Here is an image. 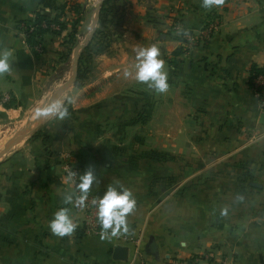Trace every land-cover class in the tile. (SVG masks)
<instances>
[{
	"label": "crops",
	"instance_id": "crops-1",
	"mask_svg": "<svg viewBox=\"0 0 264 264\" xmlns=\"http://www.w3.org/2000/svg\"><path fill=\"white\" fill-rule=\"evenodd\" d=\"M111 6L120 16L98 55L104 90L77 117V134L73 126L68 138L64 119L50 116L36 137L0 162V264H131L135 240L141 257L154 264H264V114L248 81L251 66L264 69V0H220L208 9L201 0H113ZM38 10L55 13L38 0H0V51L11 53L9 72L0 74V91L11 101L0 102L3 122L41 97L64 39V32L46 33L40 50L25 41L17 26L32 22ZM69 18L60 20L68 26ZM213 18L218 29L196 35ZM153 44L168 74L165 93L134 78L136 52ZM178 48L185 51L175 54ZM129 118L138 129L130 139L137 141L108 146L101 124L118 123L122 140L134 127H123ZM143 149L165 158L129 166L114 156ZM71 162L78 184L94 169L88 192L118 181L133 193L136 207L116 235L102 239L101 226L84 234L80 215L63 203L62 193L74 192ZM60 207L69 208L77 225L63 237L48 227ZM116 244L127 247L126 260L112 258Z\"/></svg>",
	"mask_w": 264,
	"mask_h": 264
},
{
	"label": "rangeland",
	"instance_id": "rangeland-1",
	"mask_svg": "<svg viewBox=\"0 0 264 264\" xmlns=\"http://www.w3.org/2000/svg\"><path fill=\"white\" fill-rule=\"evenodd\" d=\"M108 1L109 2L106 4L104 11L100 15V19H101L100 22H99V11H98L97 16H96V24H95L94 31H93V34L96 31V39L94 41L101 42V44L108 42L109 38L111 37V32H112L111 27L113 23L117 21V19L120 16L118 13L119 11L115 10V8L111 6V2L113 0H108ZM96 2L97 0L96 1L95 0H66L64 2L65 4L64 8L66 11L65 16L68 15L70 17L69 18L70 25L68 26L64 25L63 28L59 27L58 29L50 30V33L53 34L54 36H56L57 34H61V32H64L63 34L64 39H62V41L59 43V52H58V55L56 56L55 62L53 61L51 65H49V69L47 70V73H48L47 77H45L42 81L43 82V94L31 106L26 108L24 112L21 113L19 116H14L15 117L14 119L8 120L6 122L0 121V153L9 149L7 154L0 158V162H3V160H5L10 154H12L14 151L19 149L23 145V143L34 132L38 130L40 125L35 126V124L32 123L33 125L32 124L30 125L32 127L30 128V130L27 131V133H25L22 137L20 136L21 133L17 134V137L14 140L12 139L10 140L8 138L5 139V136L7 137L11 133V129L16 127V124L18 123L19 120H21L24 113L32 106H35L38 102H39V106L35 114H36L37 119L42 118L43 116L41 115V113L47 106V98L58 88V86L62 84L61 81L67 78V74L69 73V71L71 75L74 49L77 45L82 44L85 41V39L87 38V35L89 34L91 30V20L95 18L94 8L96 4L98 3ZM71 44H72V47L70 49ZM108 46H109V43H108ZM83 48H80L78 51L76 68L78 66L79 55L83 52ZM36 49L39 50L37 46H36ZM100 54L92 53L90 58L87 59L86 57V59L83 62V65L85 66L84 68L85 76L82 75L80 79L82 82L81 85L77 87V86H74V82H71L67 88L68 90L67 89L65 90V93L63 94L62 99L60 101L61 103L67 104L68 111L70 113V115L64 119L65 131L68 134L67 135L68 138H70L71 133L74 132L73 126L76 128L75 133L77 134V130H78L76 127L78 125L77 117L85 116L87 114L85 111L88 109L87 106L90 101L89 99L93 100L96 95H101L103 93L105 82H104V79L99 77V69H98V61H99L98 55ZM76 76H77V73H76ZM88 84H90V87H86ZM89 88H90V91H89ZM92 89L94 90V92L92 91ZM69 99L71 101L70 103H68ZM42 102H44V105L41 106ZM80 110H83V112H79ZM49 117L50 116L43 117L41 122H43L45 119ZM131 120L132 118H129L128 124L127 123L122 124L123 127H126V125L134 126L133 128L126 129L127 134L125 135L126 136L129 135V136L122 138V140L116 139V137L119 136L117 133V129H116L118 123L115 124V123H112L111 121H108L106 123L101 124V127L103 126L104 127L103 129H99V130L102 133L106 132L108 134L107 139L105 138L108 146L114 147L116 141L118 142L127 141L130 139V136L134 135L133 132L138 131L137 127H135L137 123L132 124L130 122ZM122 134L123 132L120 134L121 137L123 136ZM136 141H137V138L135 137V139L131 138L128 144L125 142L124 143L130 146L129 145L130 143L134 145ZM138 142H140V140ZM118 146H122V145H118ZM115 152H117L116 149H115ZM114 156L117 157L118 159L123 157L124 160L122 162H125V164L129 166H132V165L134 166V164L137 166H141L145 159L152 157V156L155 157V151L151 152V151H147L146 149H143L142 152H138V151L133 152V153L119 152L117 153V155H114ZM159 159L161 160L164 158L161 157ZM72 164H73L72 162L66 164L67 170L76 172L75 163L73 165ZM233 165H236L237 167H239L240 163L235 162ZM135 171H136V175L140 174V171L138 170H135Z\"/></svg>",
	"mask_w": 264,
	"mask_h": 264
},
{
	"label": "clouds",
	"instance_id": "clouds-1",
	"mask_svg": "<svg viewBox=\"0 0 264 264\" xmlns=\"http://www.w3.org/2000/svg\"><path fill=\"white\" fill-rule=\"evenodd\" d=\"M220 3V0H201V6L205 9L211 8L214 4ZM187 35V32L183 33ZM11 53L7 50L0 51V74L7 73L10 70L9 56ZM159 57V49L153 44L150 47H142L136 52V64L134 65V78L138 82H147L148 86L157 93H165L168 88V74L164 70V61ZM125 76L130 75L128 70ZM70 99L68 103H70ZM42 116H53L57 120H63L70 115L66 103L53 101L49 103ZM97 179L93 168L86 169L80 177L81 182L78 185L80 195L75 192L62 193L64 204L75 203L77 206L83 204L87 196L88 189ZM238 199H243L238 196ZM92 203L97 208V220L101 226V238L109 235H116L118 230L126 223V217L136 207V199L133 193L120 184L118 181L109 184L99 200H93ZM48 227L52 234L63 237L74 232L77 225L69 214V208L60 207L53 213V218L49 221Z\"/></svg>",
	"mask_w": 264,
	"mask_h": 264
},
{
	"label": "trees",
	"instance_id": "trees-1",
	"mask_svg": "<svg viewBox=\"0 0 264 264\" xmlns=\"http://www.w3.org/2000/svg\"><path fill=\"white\" fill-rule=\"evenodd\" d=\"M41 7H49L55 11L53 16H49L46 13L41 12L40 10L34 12V17L32 22H26L22 21L18 24L17 28L23 32L25 41L30 45V46H37V48L40 50L41 48V42L43 39V36L50 32L51 25L52 24H57L58 28H63L65 23L60 21V18L65 15V4L63 5H53L49 0H38ZM108 0H103L101 5H100V10H99V22L101 21L100 15L104 11L106 4L108 3ZM73 22V20H72ZM72 24V23H71ZM55 30V29H54ZM58 33V32H56ZM96 39V31L92 35L91 39L88 41L86 46L83 48V52L79 55L78 59V66H77V76L74 81V86H80L81 85V77L82 75L85 76V66L83 65L84 60L90 58L92 53L95 54H100L104 52L106 47L108 46V42H105L104 44H101V42L94 41ZM94 42V43H93ZM72 47V44L70 46V49ZM185 51V49L178 48L175 50V54L180 53L181 51ZM84 54V56H83ZM68 56V54H67ZM259 74H264V69L259 68L256 66H251L249 69V76H248V81L251 83L253 78ZM83 76V77H84ZM5 107L11 106V101L3 103ZM36 133V132H35ZM33 134L32 137H36V134ZM155 157L156 158H165L163 154H160L158 152H155Z\"/></svg>",
	"mask_w": 264,
	"mask_h": 264
},
{
	"label": "built area",
	"instance_id": "built-area-1",
	"mask_svg": "<svg viewBox=\"0 0 264 264\" xmlns=\"http://www.w3.org/2000/svg\"><path fill=\"white\" fill-rule=\"evenodd\" d=\"M219 26V21L217 18L211 19L208 23L202 25V27L199 29L198 33L196 35L209 37L212 33H214ZM52 29H58L57 24L51 25ZM196 39V36L192 35L188 37V43L192 45ZM251 87L253 89V92L258 100V107L260 111L264 114V74H259L255 76L250 83ZM10 100V94L6 91H0V102L5 103ZM71 174V182L74 187V192L77 196L80 195V191L78 188V182H77V174L75 171H69ZM99 196L96 194L87 192V196L84 199L83 204L76 205L75 203H72L71 206L74 209V211L80 215L81 218V227L84 234L89 233H97L100 227V224L97 220V208L92 203L93 200H99ZM140 244L135 240L132 241V253L130 257V263L131 264H154L149 262L147 259L141 257L140 255ZM191 260H179L175 261L172 264H193L194 262Z\"/></svg>",
	"mask_w": 264,
	"mask_h": 264
},
{
	"label": "water",
	"instance_id": "water-1",
	"mask_svg": "<svg viewBox=\"0 0 264 264\" xmlns=\"http://www.w3.org/2000/svg\"><path fill=\"white\" fill-rule=\"evenodd\" d=\"M103 0H99L98 3L96 4L95 8H94V13H95V18L91 20V30L89 32V34L87 35V38L85 39V41L82 43V44H79L75 47L74 49V52H73V60H72V73H71V77L64 81L48 98H47V103H51L55 100V98L57 97L59 91L63 88H65L68 84H70L71 82H74L75 80V77H76V73H77V68H76V63H77V58H78V51L80 48H83L88 40L91 38L92 34H93V31H94V27H95V24H96V16H97V13L99 11V8H100V5L102 3ZM47 104V105H48ZM44 105V102H42L41 106ZM41 121V118H38L35 120L34 124L35 126H38L39 123ZM27 130L28 128L25 127L21 130V133H27ZM251 186H259L257 183H250ZM105 190H99L96 195L101 197L103 195ZM127 256H128V249L126 246H122V245H118L116 244L114 247H113V250H112V258L114 260H126L127 259Z\"/></svg>",
	"mask_w": 264,
	"mask_h": 264
},
{
	"label": "bare ground",
	"instance_id": "bare-ground-1",
	"mask_svg": "<svg viewBox=\"0 0 264 264\" xmlns=\"http://www.w3.org/2000/svg\"><path fill=\"white\" fill-rule=\"evenodd\" d=\"M96 1V0H95ZM97 2H98V0H97ZM96 2V3H97ZM71 77V75H70V71H69V73L67 74V78L65 79V80H63V81H61L62 83L64 82V81H66V80H68L69 78ZM61 84V83H60ZM57 86V85H56ZM55 86V87H56ZM68 86H69V84L65 87V88H63V89H61L60 91H59V93H58V95H57V97L55 98V100L54 101H57V102H60L61 101V99H62V96H63V94L65 93V90L68 88ZM59 87V86H58ZM68 90V89H67ZM48 104V103H47ZM38 106H39V104H38ZM38 106H37V109H38ZM37 109H36V105L35 106H32L31 108H29L25 113H24V115H23V117L21 118V120H19L18 121V123L16 124V127H14V128H12L11 129V133L6 137L5 136V139H12V140H14L16 137H17V134H20L21 133V130L23 129V128H25V127H27V128H29V126L33 123L34 124V122H35V120L37 119L36 117H35V111H37ZM15 116V115H14ZM43 117H46V116H43ZM42 117V118H43ZM35 118V119H34ZM42 118H41V121H42ZM40 121V122H41ZM32 124V125H33ZM32 127V126H31ZM30 127V128H31ZM30 128L28 129V130H30ZM27 130V131H28ZM25 133H21V137L24 135ZM20 137V138H21ZM4 139V138H3ZM2 141V140H1ZM6 141V140H5ZM9 141V140H8ZM14 148V147H13ZM8 150L9 149H7V150H5L4 152H2V153H0V158L1 157H3L4 155H6L7 154V152H8Z\"/></svg>",
	"mask_w": 264,
	"mask_h": 264
}]
</instances>
